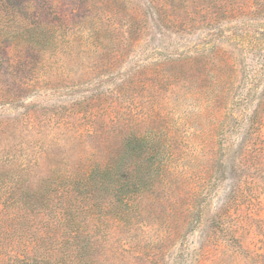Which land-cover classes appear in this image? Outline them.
Returning a JSON list of instances; mask_svg holds the SVG:
<instances>
[{"label": "rangeland", "instance_id": "rangeland-1", "mask_svg": "<svg viewBox=\"0 0 264 264\" xmlns=\"http://www.w3.org/2000/svg\"><path fill=\"white\" fill-rule=\"evenodd\" d=\"M44 249L264 264V0H0V264Z\"/></svg>", "mask_w": 264, "mask_h": 264}, {"label": "trees", "instance_id": "trees-1", "mask_svg": "<svg viewBox=\"0 0 264 264\" xmlns=\"http://www.w3.org/2000/svg\"><path fill=\"white\" fill-rule=\"evenodd\" d=\"M103 14L106 16V11H103ZM132 25V23L130 24ZM98 30H101L100 27H98ZM66 196L64 197L65 199L68 198V195L70 194L69 189H67L65 191ZM47 201H45L44 204H41L42 206L48 204L52 199H46ZM41 206V210H43ZM40 210V211H41ZM76 232H73L71 235L74 236ZM77 252V251H76ZM79 252V250H78ZM65 256V255H64ZM64 258L61 257L59 258L57 251L55 250H48V249H44V252L40 253V254H24V259H22V264H65L64 262H60V260Z\"/></svg>", "mask_w": 264, "mask_h": 264}]
</instances>
